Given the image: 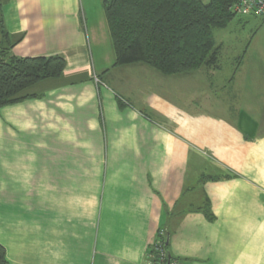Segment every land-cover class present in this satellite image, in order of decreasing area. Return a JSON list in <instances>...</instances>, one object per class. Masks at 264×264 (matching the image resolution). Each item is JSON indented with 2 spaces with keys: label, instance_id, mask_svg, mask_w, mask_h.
<instances>
[{
  "label": "crops",
  "instance_id": "crops-1",
  "mask_svg": "<svg viewBox=\"0 0 264 264\" xmlns=\"http://www.w3.org/2000/svg\"><path fill=\"white\" fill-rule=\"evenodd\" d=\"M1 25L13 56L66 63L0 109L8 264H142L159 232L182 264H264V135L209 147L225 172L202 181L201 113L118 81L103 0H0Z\"/></svg>",
  "mask_w": 264,
  "mask_h": 264
},
{
  "label": "trees",
  "instance_id": "trees-1",
  "mask_svg": "<svg viewBox=\"0 0 264 264\" xmlns=\"http://www.w3.org/2000/svg\"><path fill=\"white\" fill-rule=\"evenodd\" d=\"M236 0H103L113 67L142 64L164 77L217 69L219 47L213 30H223L236 14ZM0 109L28 99L33 85L60 78L62 56L18 58L11 54L20 39L0 26ZM0 264H8L0 245Z\"/></svg>",
  "mask_w": 264,
  "mask_h": 264
},
{
  "label": "rangeland",
  "instance_id": "rangeland-1",
  "mask_svg": "<svg viewBox=\"0 0 264 264\" xmlns=\"http://www.w3.org/2000/svg\"><path fill=\"white\" fill-rule=\"evenodd\" d=\"M213 39L219 47V59L217 69L210 72L200 69L168 78L145 65L135 64L130 65L128 71L127 67L120 68L117 76L119 82L124 81L123 85L131 79L138 83L143 92L139 95L141 99L148 94L151 100L157 91L158 96L165 95L172 102L176 101L180 111L201 113L194 136L185 139L204 148L202 155L207 160L202 159L199 171L202 181L218 176L219 171L225 172L223 166L214 163L215 160L224 163L219 159L224 157V151L217 152L209 147L242 139L253 142V138L264 135V18L237 14L227 28L213 30ZM97 76L107 87V77ZM155 76L169 81L170 85L167 82L165 86H155L148 82L147 79ZM236 127L247 133L228 135ZM164 247V252L168 253L165 241Z\"/></svg>",
  "mask_w": 264,
  "mask_h": 264
},
{
  "label": "built area",
  "instance_id": "built-area-1",
  "mask_svg": "<svg viewBox=\"0 0 264 264\" xmlns=\"http://www.w3.org/2000/svg\"><path fill=\"white\" fill-rule=\"evenodd\" d=\"M231 10L236 15H252L264 18V0H236ZM95 82L97 81L95 80ZM164 241L163 233L159 232L157 239L151 245V249L145 256L142 264H182L164 252Z\"/></svg>",
  "mask_w": 264,
  "mask_h": 264
},
{
  "label": "water",
  "instance_id": "water-1",
  "mask_svg": "<svg viewBox=\"0 0 264 264\" xmlns=\"http://www.w3.org/2000/svg\"><path fill=\"white\" fill-rule=\"evenodd\" d=\"M167 244H168V242H167V240L165 241V245L167 246Z\"/></svg>",
  "mask_w": 264,
  "mask_h": 264
}]
</instances>
